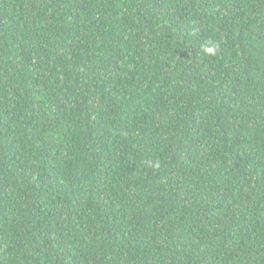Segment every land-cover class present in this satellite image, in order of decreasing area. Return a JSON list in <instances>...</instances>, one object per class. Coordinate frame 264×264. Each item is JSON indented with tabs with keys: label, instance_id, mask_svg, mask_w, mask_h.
<instances>
[{
	"label": "trees",
	"instance_id": "obj_1",
	"mask_svg": "<svg viewBox=\"0 0 264 264\" xmlns=\"http://www.w3.org/2000/svg\"><path fill=\"white\" fill-rule=\"evenodd\" d=\"M0 264H264V0H0Z\"/></svg>",
	"mask_w": 264,
	"mask_h": 264
},
{
	"label": "clouds",
	"instance_id": "obj_2",
	"mask_svg": "<svg viewBox=\"0 0 264 264\" xmlns=\"http://www.w3.org/2000/svg\"><path fill=\"white\" fill-rule=\"evenodd\" d=\"M219 45L213 41H206L202 45V51L205 55L214 56L218 51Z\"/></svg>",
	"mask_w": 264,
	"mask_h": 264
}]
</instances>
